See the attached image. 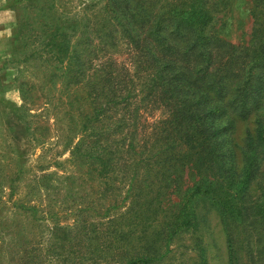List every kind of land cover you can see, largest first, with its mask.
<instances>
[{"label":"trees","instance_id":"trees-1","mask_svg":"<svg viewBox=\"0 0 264 264\" xmlns=\"http://www.w3.org/2000/svg\"><path fill=\"white\" fill-rule=\"evenodd\" d=\"M28 2L24 56L70 93L72 160L103 191L126 187L89 222L82 256L174 264L171 244L188 234L190 264H209L213 213L225 264H264V0H250L245 44L222 36L228 0H96L68 21L55 0ZM32 86L19 87L26 110Z\"/></svg>","mask_w":264,"mask_h":264},{"label":"rangeland","instance_id":"rangeland-1","mask_svg":"<svg viewBox=\"0 0 264 264\" xmlns=\"http://www.w3.org/2000/svg\"><path fill=\"white\" fill-rule=\"evenodd\" d=\"M95 1L55 0L58 12L70 11L62 14L63 21ZM228 2L222 36L245 44L250 0ZM29 5L28 0H0V264H106L82 256L83 233L115 198L120 203L126 187L117 182L103 191L99 172L72 160L70 150L80 134L70 93L61 81L49 82L46 62L24 56L32 50L24 45L29 37L22 21ZM21 82L33 84V109L23 108ZM247 126L238 122L237 136ZM206 214L209 264H225L224 235L215 215ZM189 243L188 234L174 239L169 254L174 264H190L194 254L185 247Z\"/></svg>","mask_w":264,"mask_h":264}]
</instances>
